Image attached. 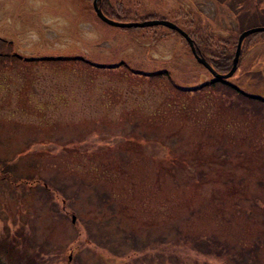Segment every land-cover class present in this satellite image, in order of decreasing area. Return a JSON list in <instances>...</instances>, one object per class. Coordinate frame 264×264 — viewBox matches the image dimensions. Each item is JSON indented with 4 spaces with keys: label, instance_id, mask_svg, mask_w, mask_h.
Here are the masks:
<instances>
[{
    "label": "rangeland",
    "instance_id": "1",
    "mask_svg": "<svg viewBox=\"0 0 264 264\" xmlns=\"http://www.w3.org/2000/svg\"><path fill=\"white\" fill-rule=\"evenodd\" d=\"M105 7L171 20L205 57L264 24V0ZM259 31L208 85L163 24H110L90 0H0V264H264Z\"/></svg>",
    "mask_w": 264,
    "mask_h": 264
},
{
    "label": "water",
    "instance_id": "2",
    "mask_svg": "<svg viewBox=\"0 0 264 264\" xmlns=\"http://www.w3.org/2000/svg\"><path fill=\"white\" fill-rule=\"evenodd\" d=\"M90 1H91V6L94 10V13L100 19H102L103 21L110 23V24H114V25H149V24L159 23V24H163L167 27L175 29L186 40L188 47H189V50L192 53V55L194 56V58L197 61H199L200 63H202L208 69V71L211 73L212 76L225 77L228 74H230L236 65V61H237L238 54H239V45H240L241 38L248 32H251L254 30H260V29L264 30V25H251V26L244 27V28L240 29L236 34L234 48H233V52L231 54L229 66L227 67V69H225L223 71H218L215 68H213L206 61V59L204 58L203 55H201V53L196 51L194 44L192 42V38L186 33V31L184 29L179 27L173 21L165 19V18H157V17H148V18H143V19H138V20H121V19L113 18V17L106 15L101 10L99 4L97 3V0H90ZM72 218H73V215H71V219Z\"/></svg>",
    "mask_w": 264,
    "mask_h": 264
},
{
    "label": "trees",
    "instance_id": "3",
    "mask_svg": "<svg viewBox=\"0 0 264 264\" xmlns=\"http://www.w3.org/2000/svg\"><path fill=\"white\" fill-rule=\"evenodd\" d=\"M97 3L99 4V6H100V8H101V10L107 15V13L105 12V4H108V0H97ZM109 16V15H108ZM151 16H153V15H151ZM111 17V16H110ZM115 18V17H114ZM119 19V18H118ZM152 25V24H151ZM256 25H264V24H256ZM246 27H248V26H246ZM244 28V27H243ZM171 29H173V28H171ZM242 29V28H241ZM175 30V29H174ZM176 31V30H175ZM186 31V30H185ZM254 31H256V30H254ZM254 31H251V32H248V33H246L245 35H246V37L247 36H250L249 34L250 33H252V32H254ZM261 31H264L263 29H260V31L259 32H261ZM177 32V31H176ZM238 32V31H237ZM237 32H236V34H237ZM186 33L188 34V35H190L187 31H186ZM236 34H235V37H233V40H234V42H235V38H236ZM244 35V36H245ZM192 42H193V44H194V47H195V49H196V51H198L199 53H201V55H203V53L202 52H200L197 48H196V46H195V40L192 38ZM232 44V46H231V48L229 49V50H226V49H222V47H220L219 48V50L217 51V54H215V55H211V54H209L208 56H204V58L206 59V61L212 66V67H214L216 70H218V71H223V70H225V69H227V67L229 66V64H230V58H231V54H232V49H233V42L231 43ZM222 49V50H221ZM166 71H161V72H159V73H165ZM166 75V74H165ZM215 79H221V77H218V76H212L211 75V78H209L208 80H207V82H209L208 83V85H210V82L212 83V81L213 80H215ZM170 80V79H169ZM223 80V79H222ZM221 80V81H222ZM173 85H175L176 83H174L173 81H170ZM223 82V85L224 86H226V87H229V88H231L235 93H237L238 92V88L236 87V86H233L232 84H230V83H228V82H224V81H222ZM203 83H201V85H202ZM200 85V86H201ZM207 85V84H206ZM175 86H180V85H175ZM198 86V85H197ZM215 87V86H214ZM195 88V87H194ZM177 89L178 90H180V91H185V89H182L181 87H177ZM194 90H196V89H194ZM42 263L43 264H45V262L44 261H42Z\"/></svg>",
    "mask_w": 264,
    "mask_h": 264
},
{
    "label": "flooded vegetation",
    "instance_id": "4",
    "mask_svg": "<svg viewBox=\"0 0 264 264\" xmlns=\"http://www.w3.org/2000/svg\"><path fill=\"white\" fill-rule=\"evenodd\" d=\"M196 48L200 51L199 47L197 46V44H195ZM201 52V51H200Z\"/></svg>",
    "mask_w": 264,
    "mask_h": 264
}]
</instances>
